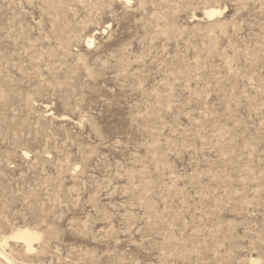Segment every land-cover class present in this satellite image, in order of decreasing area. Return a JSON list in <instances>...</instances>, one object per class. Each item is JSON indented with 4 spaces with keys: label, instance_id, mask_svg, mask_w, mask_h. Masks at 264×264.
<instances>
[{
    "label": "rangeland",
    "instance_id": "374dc122",
    "mask_svg": "<svg viewBox=\"0 0 264 264\" xmlns=\"http://www.w3.org/2000/svg\"><path fill=\"white\" fill-rule=\"evenodd\" d=\"M0 264H264V0H0Z\"/></svg>",
    "mask_w": 264,
    "mask_h": 264
},
{
    "label": "bare ground",
    "instance_id": "6f19581e",
    "mask_svg": "<svg viewBox=\"0 0 264 264\" xmlns=\"http://www.w3.org/2000/svg\"><path fill=\"white\" fill-rule=\"evenodd\" d=\"M218 12V9L216 8H209L206 10V13L208 16H212ZM12 238L17 239L21 242H23L28 250L32 249V242L36 240L39 237V234L27 227L19 228L15 231H13L10 235Z\"/></svg>",
    "mask_w": 264,
    "mask_h": 264
}]
</instances>
